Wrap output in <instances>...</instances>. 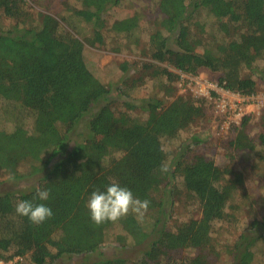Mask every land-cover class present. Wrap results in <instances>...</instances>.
Wrapping results in <instances>:
<instances>
[{
  "label": "trees",
  "instance_id": "1",
  "mask_svg": "<svg viewBox=\"0 0 264 264\" xmlns=\"http://www.w3.org/2000/svg\"><path fill=\"white\" fill-rule=\"evenodd\" d=\"M77 1L82 7L78 17L92 27V42L104 43L106 16L121 0ZM159 9L162 18L150 39L156 61L186 73L221 72L220 86L225 89L243 96L257 93L253 75L264 83V68H258L264 60V0H161ZM203 10L228 36L200 51L202 41L194 37L192 26ZM0 11L15 21L11 28L0 30V107L5 101L18 109L14 130H0V171L17 181L37 176V185L50 190L48 201L33 200L37 185L19 194L0 195V261L14 256L29 257L27 264H53L65 256L100 252L114 222L95 224L86 202L91 192L105 190L114 180L150 201L142 219L129 214L117 221L127 237L125 246L128 240L129 245H146L143 258L130 263L101 255L80 264H212L209 255L219 256L212 235L215 224L234 221L240 207L233 208L236 196L248 197L244 173L232 166L222 168L201 154L189 159L183 153L172 158L167 171L161 170L169 160L163 139L177 138L204 119L206 100L178 96L165 106L160 98L148 99L142 106L148 113L145 121L117 118L108 103L110 89L87 68L78 38L51 15L39 14L36 22L32 20L26 14V0H0ZM230 26L236 29L234 34L228 32ZM112 28L133 37L138 24L124 19ZM163 73L169 81L176 80L168 70ZM102 102L107 104L90 117L86 138L74 142L78 127ZM23 113L32 120L31 127L21 121ZM247 124L246 118L230 142L234 153L255 150ZM259 142L264 147V133ZM117 152L121 157L113 156ZM178 175L199 202L201 218L173 232L167 228L165 198ZM17 200L45 203L54 215L34 225L16 214ZM259 230H264V219H254L229 248L230 264H253L254 247L264 243ZM183 249L199 253L183 260L168 256ZM23 260L16 264H25Z\"/></svg>",
  "mask_w": 264,
  "mask_h": 264
},
{
  "label": "rangeland",
  "instance_id": "2",
  "mask_svg": "<svg viewBox=\"0 0 264 264\" xmlns=\"http://www.w3.org/2000/svg\"><path fill=\"white\" fill-rule=\"evenodd\" d=\"M160 1L121 0L120 4L111 8L106 16L105 42L102 44L92 42V27L80 19L76 13L82 8L77 0H26V14L31 16L35 22L39 14L55 17L63 29L72 33L83 43V57L87 68L95 78L110 89L108 103L114 115L117 118L126 116L145 121L148 113L142 109L144 100L160 98L167 106L178 96L199 98L193 91L197 88L194 82L189 80L182 82L178 69L169 63L156 61L152 57L153 49L150 39L152 33L159 27L158 22L162 18L159 9ZM124 19H131L138 24L133 37L113 31V24ZM14 23L15 21L8 19L0 11V30L9 29ZM193 23V35L202 41L200 51L204 50L205 46L214 45L215 40H224L228 36L220 31L217 19L206 10L197 13L193 18ZM230 28L228 32L234 34L236 29L231 26ZM123 66H126V69H123ZM259 67L264 68V60L258 62ZM164 70L173 73L176 80L169 81L163 73ZM221 76V72L201 69L199 73L193 74L190 78L195 82L208 81L215 85L220 83ZM253 76L258 83L257 93L231 99V102L237 103L236 113L238 115L225 114L218 105L219 95L217 98L214 96L213 100L205 102L206 116L204 119L182 131L177 138H165L162 141L169 159L167 169L170 168L172 158L183 153L189 159L201 154L214 160L222 168L232 166L234 171L244 173L248 197L242 198L240 194L236 196L233 208L237 205L240 207L235 209L234 221H222L215 224L212 235L219 256L209 255L208 258L212 264H230L229 248L254 219L259 221L264 219V147L259 142L260 135L264 133V83L255 75ZM106 104L102 102L94 107L91 114L76 130L74 142L76 140L82 142L86 138L90 117ZM17 114V107L4 101L0 107V130L13 131ZM246 118L248 119L246 131L256 144L255 150L234 153L230 148V142ZM21 121L27 127H31L32 120L26 114H22ZM121 155V152L113 153L115 157H121ZM23 169L28 170L29 168L24 167ZM38 181L37 176L17 181L10 178L4 171H0V195L8 192L19 194L29 191L37 185ZM168 189L165 200L169 210L167 217L169 230L176 232L185 222L201 218L200 204L184 189L180 175L172 179ZM259 231H261L260 234L264 233V230ZM126 239L121 225L114 222L108 229L100 252L65 256L53 264H80L85 260L96 261L101 255L108 258H125L130 263L141 261L146 245H129L131 243L128 240L125 246ZM13 252H9L8 255L10 256ZM253 252L255 255L253 264H264V243L257 244ZM198 253L197 250L183 249L170 252L168 256L174 260H183L192 258ZM18 259L13 256L8 260L0 261V264H16L21 261ZM23 261L25 264L29 263V257ZM164 263L161 262V264Z\"/></svg>",
  "mask_w": 264,
  "mask_h": 264
},
{
  "label": "clouds",
  "instance_id": "3",
  "mask_svg": "<svg viewBox=\"0 0 264 264\" xmlns=\"http://www.w3.org/2000/svg\"><path fill=\"white\" fill-rule=\"evenodd\" d=\"M162 171H167L162 166ZM48 201L50 190L37 185L33 200ZM33 200H17L15 212L19 216L27 217L34 225H40L51 218L54 213L51 207L45 203H33ZM150 201L141 200L126 186H122L117 181H111L105 190L96 189L91 192L86 208L89 210L91 220L97 224L105 222H117L121 218L134 214L138 219H142L147 213Z\"/></svg>",
  "mask_w": 264,
  "mask_h": 264
},
{
  "label": "built area",
  "instance_id": "4",
  "mask_svg": "<svg viewBox=\"0 0 264 264\" xmlns=\"http://www.w3.org/2000/svg\"><path fill=\"white\" fill-rule=\"evenodd\" d=\"M179 73L181 74L182 82H185V80H189L192 83L194 82L196 84L195 89L193 91L195 92L196 96L199 97L200 99L208 100L211 101L213 100V97L216 96V98L219 95V100L220 102L218 103L219 107L225 114L229 115H238L237 112V103L236 102H231V99L233 97H238L240 98L242 95L239 93H234L232 91H229L225 89L224 87L220 86L219 84L213 85V83H209L208 81L202 82V81H194V79L190 78L193 74L192 73H186L181 70H179ZM186 77V79H184ZM238 107V111H239ZM240 115V114H239ZM19 258V257H18ZM18 260H22L19 258Z\"/></svg>",
  "mask_w": 264,
  "mask_h": 264
}]
</instances>
